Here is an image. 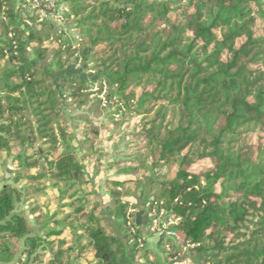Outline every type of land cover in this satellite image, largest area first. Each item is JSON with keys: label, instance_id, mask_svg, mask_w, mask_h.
I'll list each match as a JSON object with an SVG mask.
<instances>
[{"label": "trees", "instance_id": "trees-1", "mask_svg": "<svg viewBox=\"0 0 264 264\" xmlns=\"http://www.w3.org/2000/svg\"><path fill=\"white\" fill-rule=\"evenodd\" d=\"M61 1L66 31L0 0V264H264V0Z\"/></svg>", "mask_w": 264, "mask_h": 264}, {"label": "built area", "instance_id": "built-area-1", "mask_svg": "<svg viewBox=\"0 0 264 264\" xmlns=\"http://www.w3.org/2000/svg\"><path fill=\"white\" fill-rule=\"evenodd\" d=\"M21 6L26 16H36L38 21H51L57 26L64 22L63 17L68 11L67 5L61 0H24ZM106 91L107 86L104 82L92 85L89 90L91 97L97 96L102 101H104ZM130 213H136V210L129 209ZM176 223V220L168 219L164 211L156 214L154 210H151L150 215L147 214L146 231L159 237H172L174 236L172 226ZM172 264H184V262L173 259Z\"/></svg>", "mask_w": 264, "mask_h": 264}, {"label": "rangeland", "instance_id": "rangeland-1", "mask_svg": "<svg viewBox=\"0 0 264 264\" xmlns=\"http://www.w3.org/2000/svg\"><path fill=\"white\" fill-rule=\"evenodd\" d=\"M263 27H264V24H258L257 26H256V28H255V32L257 33V34H262V29H263ZM58 28H60V29H62V30H69V28L65 25V22H63L62 24H60V25H58ZM71 35V37L73 38V40H76V34H75V32L73 31V30H71V33H70ZM78 61H79V63L76 65L77 67H75V69H79V68H83V74L85 75V74H88L87 72H86V70H85V68L82 66V63L84 62H80V57L78 56ZM92 86H89V88H88V90H87V94H89V100H98V101H100L101 102V107L105 110H107V112H109V114L111 115V117H112V119H113V121L115 122V121H118V120H120L121 119V107H120V111H117V106H115L112 102L110 103V102H107L106 103V96H104V101H102V100H100V99H98V97L97 96H93V97H91V93L89 92V90H90V88H91ZM139 92H140V90L137 92L138 94H139ZM105 95H106V93H105ZM101 119L103 120V123H104V128L101 130V136H102V138H108L110 135H111V133L112 132H118V130H115V129H113L112 127H111V121L110 120H108V118H106V117H101ZM109 146V145H108ZM110 147V149H108V152L110 153V152H112V145L111 146H109ZM108 147V148H109ZM124 150V143L123 142H121L120 144H119V147H118V149H117V151H116V153L115 154H117V153H119V152H122ZM111 154V153H110ZM7 160V168H9V167H11V159L10 158H8V159H6ZM5 170H6V168H5ZM176 171V167H172V169H170L169 171H168V173H167V178L168 179H172V177L174 176V172ZM9 180H10V177H9V175L6 173L5 174V181L6 182H9ZM147 190H148V188H147ZM147 190L146 191H144L143 192V194H145L146 192H147ZM100 194V193H99ZM148 198H149V195H148ZM147 197L145 198V200H143V202H144V204L146 203V201H147V199H148ZM135 202V201H134ZM143 207H144V205H143ZM135 209H136V211H137V208L135 207ZM145 231V230H144ZM143 231V232H144ZM147 231H145V233H146ZM152 243V242H151ZM156 251H157V249H156ZM22 253V252H21ZM19 264H21V263H19Z\"/></svg>", "mask_w": 264, "mask_h": 264}, {"label": "crops", "instance_id": "crops-1", "mask_svg": "<svg viewBox=\"0 0 264 264\" xmlns=\"http://www.w3.org/2000/svg\"><path fill=\"white\" fill-rule=\"evenodd\" d=\"M5 168H7V160L4 156V154L0 153V189L4 185V180H5ZM146 191V190H145ZM148 198V190L145 194L143 192H139L136 194L134 197V206L137 208L136 215H135V222L137 226H139L140 230L146 231V225H147V213L145 208L143 207L145 198ZM145 231L143 232L145 234ZM161 241V237L153 235L151 237H148L146 242H147V247L151 251H156L159 243ZM152 242V243H151Z\"/></svg>", "mask_w": 264, "mask_h": 264}]
</instances>
